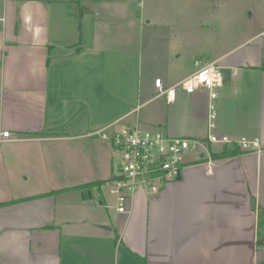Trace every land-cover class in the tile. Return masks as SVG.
<instances>
[{"label":"crops","instance_id":"crops-1","mask_svg":"<svg viewBox=\"0 0 264 264\" xmlns=\"http://www.w3.org/2000/svg\"><path fill=\"white\" fill-rule=\"evenodd\" d=\"M137 1L0 0V264H264V0L256 30L205 62L223 73L215 131L259 148L214 158L231 144L207 143L127 213L106 201L116 156L93 130L208 133L206 90L169 102L154 86L205 63L171 64L165 21ZM160 98L164 109L151 104Z\"/></svg>","mask_w":264,"mask_h":264},{"label":"built area","instance_id":"built-area-1","mask_svg":"<svg viewBox=\"0 0 264 264\" xmlns=\"http://www.w3.org/2000/svg\"><path fill=\"white\" fill-rule=\"evenodd\" d=\"M261 36L264 37V26ZM223 85V73L216 62H209L198 67L194 72L176 84L165 87L160 78L154 79V86L160 96L166 100H175L179 90L192 94L198 90H206L207 130L204 139L186 136H170L160 129L150 130L138 125H123L111 133L97 128L90 135H97L107 140L116 152L115 175L105 184L109 192L115 195L116 211L127 213V204L138 191L147 194H158L165 186L181 176L186 154L198 152L210 144L236 145L245 151L259 148L257 138L230 137L218 134L216 129L218 89ZM0 140L9 139L10 132H0ZM210 163V154H207Z\"/></svg>","mask_w":264,"mask_h":264},{"label":"rangeland","instance_id":"rangeland-1","mask_svg":"<svg viewBox=\"0 0 264 264\" xmlns=\"http://www.w3.org/2000/svg\"><path fill=\"white\" fill-rule=\"evenodd\" d=\"M145 19L156 17L165 21L175 62L192 66L193 57L203 64L211 56L229 51L257 28L263 0H138ZM147 38L145 35L144 39ZM169 56V55H168ZM151 104L164 109V99ZM147 128V127H145ZM150 129V127L148 128ZM157 129V128H156ZM117 157L116 152L114 151ZM115 157V158H116ZM109 206L115 205V195L103 186Z\"/></svg>","mask_w":264,"mask_h":264},{"label":"trees","instance_id":"trees-1","mask_svg":"<svg viewBox=\"0 0 264 264\" xmlns=\"http://www.w3.org/2000/svg\"><path fill=\"white\" fill-rule=\"evenodd\" d=\"M83 10L79 8V17H81ZM242 152L241 148L236 145L224 146L223 150L219 153H213L214 158H225L236 155ZM91 185V184H88ZM1 205V203H0ZM256 244L264 246V210L260 209L257 217V238Z\"/></svg>","mask_w":264,"mask_h":264},{"label":"water","instance_id":"water-1","mask_svg":"<svg viewBox=\"0 0 264 264\" xmlns=\"http://www.w3.org/2000/svg\"><path fill=\"white\" fill-rule=\"evenodd\" d=\"M250 204L252 209L255 208V198L253 196L250 198Z\"/></svg>","mask_w":264,"mask_h":264}]
</instances>
